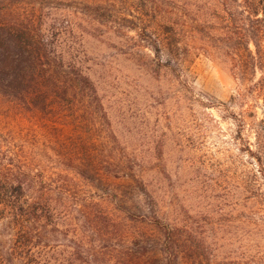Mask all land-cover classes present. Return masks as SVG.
I'll return each instance as SVG.
<instances>
[{
    "label": "rangeland",
    "instance_id": "374dc122",
    "mask_svg": "<svg viewBox=\"0 0 264 264\" xmlns=\"http://www.w3.org/2000/svg\"><path fill=\"white\" fill-rule=\"evenodd\" d=\"M115 1L119 23L127 24L124 12L135 6ZM146 2L148 42L71 8L47 10L45 30L64 61L96 85L119 141L111 143L112 151L134 167L164 222L184 239L203 240L215 262L264 264V226L257 222L264 205L250 198L246 184L250 171L261 169L256 157L264 161V130L257 126L264 120V33L251 28L244 0ZM163 25L177 33L175 55L166 47ZM250 35L260 42L259 52ZM152 40L161 57L147 46ZM169 59L173 68L164 67ZM44 128L29 117L1 115L0 141L34 171L73 176L79 192L71 199L102 200L125 230L155 245L160 235L144 218L137 184L82 179L57 155L53 134ZM62 243L41 250L43 263L82 264ZM179 264L196 263L182 257Z\"/></svg>",
    "mask_w": 264,
    "mask_h": 264
},
{
    "label": "trees",
    "instance_id": "16d2710c",
    "mask_svg": "<svg viewBox=\"0 0 264 264\" xmlns=\"http://www.w3.org/2000/svg\"><path fill=\"white\" fill-rule=\"evenodd\" d=\"M146 1H124L135 9L124 12L127 24H122V15L115 13V0H0V116L29 117L39 121L45 131L51 130L57 155L84 180L103 184L106 177H114L136 183L145 197L144 218L160 235L155 245L142 235H131L102 200L71 199L79 192L73 176L60 173L56 179L34 171L18 152L0 141V264H48L43 263L41 250L60 242L72 249V259L82 264H179L182 257L196 264H222L213 261L203 240L184 239L180 229L160 217L156 201L134 167L125 156L112 151L111 143L119 141L96 85L64 61L45 30L47 10L71 8L149 41ZM244 3L251 28L259 27L264 33V0ZM162 28L166 47L175 55L179 50L177 33L171 25ZM152 41L147 46L161 57L158 41ZM249 42L260 51L255 35H250ZM172 64V59L166 60L164 67L173 68ZM257 126L264 130V120ZM248 152L255 154L250 147ZM256 158L261 169L250 171L246 184L250 198L264 205V161L261 156ZM251 215L257 216L258 211ZM260 216L258 225L264 226V213Z\"/></svg>",
    "mask_w": 264,
    "mask_h": 264
}]
</instances>
